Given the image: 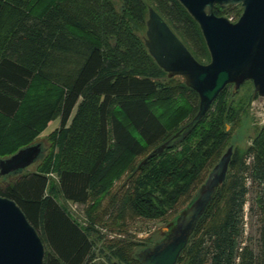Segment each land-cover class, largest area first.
<instances>
[{"label":"trees","instance_id":"trees-1","mask_svg":"<svg viewBox=\"0 0 264 264\" xmlns=\"http://www.w3.org/2000/svg\"><path fill=\"white\" fill-rule=\"evenodd\" d=\"M149 7L199 63L209 62L197 23L177 0H0V159L60 119L35 171L0 177V196L36 230L43 264H141L135 252L147 240H107L95 226L103 198L117 203L112 226L122 227L127 216L165 220L181 198L187 206L204 172L232 146L225 180L176 264H264V222L259 255L243 238L247 175L261 187L255 202L264 212V124L249 145L231 144L258 97L251 84H242L243 95L226 86L183 142L140 165L199 103L148 54ZM213 12L235 22L242 9ZM124 176L127 188L115 190ZM64 202L86 206L87 224Z\"/></svg>","mask_w":264,"mask_h":264},{"label":"water","instance_id":"water-1","mask_svg":"<svg viewBox=\"0 0 264 264\" xmlns=\"http://www.w3.org/2000/svg\"><path fill=\"white\" fill-rule=\"evenodd\" d=\"M177 1L197 23L210 60L207 64L199 63L154 9L148 8L144 39L148 54L168 78L180 77L197 94L199 103L193 118L154 148L140 165L183 142L226 86H232V93H236L244 82L250 81L253 95L264 98V0ZM215 6L222 10L240 6L242 12L231 22L217 17L213 12ZM43 153L42 145L33 143L1 158L0 177L21 174L43 159ZM231 156L232 146L212 167L187 206L163 228L160 240L135 252L141 264L177 263L199 219L224 182ZM43 259L44 246L36 230L13 201L0 196V264H43Z\"/></svg>","mask_w":264,"mask_h":264},{"label":"rangeland","instance_id":"rangeland-1","mask_svg":"<svg viewBox=\"0 0 264 264\" xmlns=\"http://www.w3.org/2000/svg\"><path fill=\"white\" fill-rule=\"evenodd\" d=\"M239 95H243L246 92V88H239ZM58 120L50 121L46 130L40 135L35 143H40L44 149L43 157L47 154L49 149V142L46 140V136L49 132L55 129L58 124ZM264 124V98L257 97L254 99L249 107V118L245 119L241 126L234 130L232 135L233 146L244 147L250 144L251 137L255 134L256 130ZM230 127L227 128L229 130ZM42 159V158H41ZM39 159L35 164L29 166L27 169L23 170L22 173H29L35 171L38 163L41 161ZM141 158L136 159V163ZM249 162V160H247ZM209 171H205L203 178L205 179ZM124 176L120 181L115 183V190L119 189L120 192H123L127 187H123L124 184H128ZM127 186V185H126ZM123 187V188H122ZM246 188L247 192L245 195V204H244V218H243V227L244 233L243 238H248V245L253 250L254 254L257 256L260 253V232L261 226L264 222V212H262L256 206V196L260 192L261 187L253 182L248 175L246 176ZM196 191V190H195ZM195 191L193 193H195ZM120 195L118 196V198ZM183 198H181V203L177 204L172 212L165 218V220H144L141 218H134L127 216L123 226L116 227L112 226L113 216L115 214V207L117 203H110V198L104 197L100 210H98L97 216L98 221L95 224L97 228L102 231L106 236L107 240H116V239H130V241H146L149 246L154 242L158 241L161 238V233L163 228L169 223L178 212H180L184 207L182 203ZM63 201V200H61ZM66 203V202H64ZM112 204V206H110ZM69 214L81 224L86 225L87 219L85 215L86 206H75L72 203L67 202L65 204ZM111 216V217H110ZM111 225V227H110ZM244 241V240H243ZM103 259H98L97 262H102Z\"/></svg>","mask_w":264,"mask_h":264},{"label":"flooded vegetation","instance_id":"flooded-vegetation-1","mask_svg":"<svg viewBox=\"0 0 264 264\" xmlns=\"http://www.w3.org/2000/svg\"><path fill=\"white\" fill-rule=\"evenodd\" d=\"M234 7H235V6H234ZM217 17H218V16H217ZM231 22H233V21H231ZM171 31H172V30H171ZM172 32H173V31H172ZM173 33H174V32H173ZM174 34H175V33H174ZM176 37H177V36H176ZM177 38H178V37H177ZM178 39H179V38H178ZM179 40H180V39H179ZM182 44H183V43H182ZM183 45H184V44H183ZM184 46H185V45H184ZM187 50H188V49H187ZM188 51H189V50H188ZM244 83H249V85H250V84L252 85V83H251L250 81H246V82H244ZM244 83H243V84H244ZM241 86H242V85H241ZM241 86H240V87H241ZM252 87H253V86H252Z\"/></svg>","mask_w":264,"mask_h":264},{"label":"crops","instance_id":"crops-1","mask_svg":"<svg viewBox=\"0 0 264 264\" xmlns=\"http://www.w3.org/2000/svg\"><path fill=\"white\" fill-rule=\"evenodd\" d=\"M55 120H58V121H57V124H58V126H59L60 119H59V118H57V119H55ZM48 125H49V124H48ZM58 126H57L56 128H58ZM47 127H48V126H47ZM56 128H55V129H56ZM53 130H54V129H53ZM53 130H52V131H53ZM52 131H51V132H52ZM49 133H50V132H49ZM49 133H48V134H49ZM48 134H47V135H48Z\"/></svg>","mask_w":264,"mask_h":264}]
</instances>
